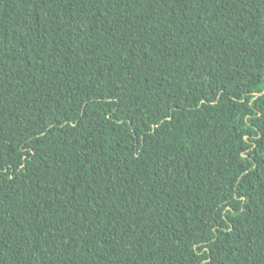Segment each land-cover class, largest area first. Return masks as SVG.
Returning <instances> with one entry per match:
<instances>
[{"label":"trees","instance_id":"trees-1","mask_svg":"<svg viewBox=\"0 0 264 264\" xmlns=\"http://www.w3.org/2000/svg\"><path fill=\"white\" fill-rule=\"evenodd\" d=\"M0 264H264V0H0Z\"/></svg>","mask_w":264,"mask_h":264}]
</instances>
